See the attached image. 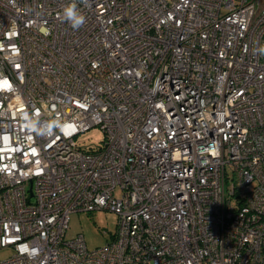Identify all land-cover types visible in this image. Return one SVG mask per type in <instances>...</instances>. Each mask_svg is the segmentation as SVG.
Listing matches in <instances>:
<instances>
[{
    "label": "built area",
    "instance_id": "built-area-1",
    "mask_svg": "<svg viewBox=\"0 0 264 264\" xmlns=\"http://www.w3.org/2000/svg\"><path fill=\"white\" fill-rule=\"evenodd\" d=\"M262 47L264 0H0V264H264Z\"/></svg>",
    "mask_w": 264,
    "mask_h": 264
},
{
    "label": "rangeland",
    "instance_id": "rangeland-1",
    "mask_svg": "<svg viewBox=\"0 0 264 264\" xmlns=\"http://www.w3.org/2000/svg\"><path fill=\"white\" fill-rule=\"evenodd\" d=\"M103 134L95 127L76 137L75 141L81 147H96L101 144ZM116 229V216L104 210L73 213L69 217L66 239L81 235L89 250L100 248L110 242ZM10 250L0 251V260L10 256Z\"/></svg>",
    "mask_w": 264,
    "mask_h": 264
},
{
    "label": "clouds",
    "instance_id": "clouds-1",
    "mask_svg": "<svg viewBox=\"0 0 264 264\" xmlns=\"http://www.w3.org/2000/svg\"><path fill=\"white\" fill-rule=\"evenodd\" d=\"M62 15L63 18L70 23L71 27L76 30L81 28L86 21V17L79 11L75 2L65 6ZM259 51L264 53V47L260 48ZM24 119L28 122L27 127L31 130L46 133L48 135L53 134L57 127L62 128V126L58 125L55 121L49 122L43 128H40L34 120L29 119L27 114L24 115Z\"/></svg>",
    "mask_w": 264,
    "mask_h": 264
}]
</instances>
